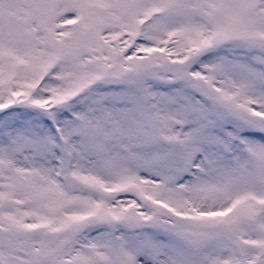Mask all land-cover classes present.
<instances>
[{"label": "snow or ice", "instance_id": "snow-or-ice-1", "mask_svg": "<svg viewBox=\"0 0 264 264\" xmlns=\"http://www.w3.org/2000/svg\"><path fill=\"white\" fill-rule=\"evenodd\" d=\"M0 264H264V0H0Z\"/></svg>", "mask_w": 264, "mask_h": 264}]
</instances>
